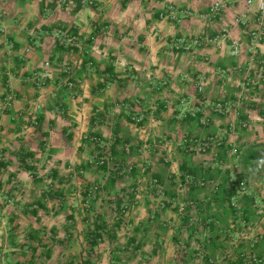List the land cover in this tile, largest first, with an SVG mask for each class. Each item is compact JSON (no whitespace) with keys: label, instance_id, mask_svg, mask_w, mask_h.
<instances>
[{"label":"crops","instance_id":"obj_1","mask_svg":"<svg viewBox=\"0 0 264 264\" xmlns=\"http://www.w3.org/2000/svg\"><path fill=\"white\" fill-rule=\"evenodd\" d=\"M216 1L0 0V264H264V21Z\"/></svg>","mask_w":264,"mask_h":264},{"label":"built area","instance_id":"obj_2","mask_svg":"<svg viewBox=\"0 0 264 264\" xmlns=\"http://www.w3.org/2000/svg\"><path fill=\"white\" fill-rule=\"evenodd\" d=\"M236 0H218L214 2L211 6H209L207 9L197 13L196 15L202 19L210 20L211 18H214L216 15H218L222 10L226 9L230 4H232ZM246 6L252 5L254 0H242ZM80 3L82 5H93L94 0H80ZM259 10H260V22L264 21V0H260L259 4ZM194 15V13L191 10H187L184 8H178L177 6L173 4H169L166 6V8L160 13L159 17L161 19L172 21V22H180L183 18L189 17ZM241 18H236L235 22H240ZM54 35L56 38H58L61 43L65 45H71L73 47H79V43L76 40L74 36H70L66 31L64 30H56L54 32ZM248 40H249V46L250 50L255 53L257 49V44L261 39L262 32L260 29H254L251 31H248ZM228 40L230 43V46L232 47V54L236 55L238 53V42L236 40L230 39L227 30H223L220 34L213 36V37H203V38H195L191 40H184V39H175L171 47L178 50H187L190 49L192 46H197L203 43H212L219 45L223 43L224 41ZM67 71L69 68L66 69ZM66 71V72H67ZM65 85L68 88L73 89L75 86V82L71 80H67L65 82ZM196 91L201 93L203 91V78L198 77L196 79V85H195ZM13 98L12 94H9L6 97V102H10V100ZM227 106L223 103H215L213 105V110L217 112H225ZM200 107H196L194 113H200ZM141 118L137 117L136 120L139 121ZM200 123L206 124L207 118L202 115L199 118ZM240 186H243V182H240ZM97 187L95 186L93 190H95Z\"/></svg>","mask_w":264,"mask_h":264},{"label":"trees","instance_id":"obj_3","mask_svg":"<svg viewBox=\"0 0 264 264\" xmlns=\"http://www.w3.org/2000/svg\"><path fill=\"white\" fill-rule=\"evenodd\" d=\"M241 162L244 166H249L250 171L260 172L264 166V145L245 154Z\"/></svg>","mask_w":264,"mask_h":264}]
</instances>
